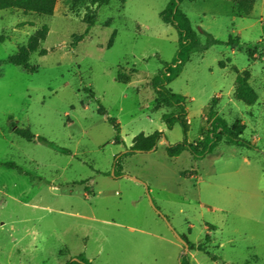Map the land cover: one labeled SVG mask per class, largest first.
<instances>
[{
  "label": "rangeland",
  "instance_id": "obj_1",
  "mask_svg": "<svg viewBox=\"0 0 264 264\" xmlns=\"http://www.w3.org/2000/svg\"><path fill=\"white\" fill-rule=\"evenodd\" d=\"M168 2L57 0L51 16L0 11V264L78 256L180 264L176 235L189 243V264H264V0L248 16L233 0L180 4L203 45L221 41L192 54L169 84L186 97L187 139H203L215 98L221 117L245 125L251 147L221 141L203 157L174 158L166 146L184 134L163 122L176 110L150 84L178 50L177 31L161 18ZM244 72L258 97L251 106L235 96ZM156 131V149L126 154L136 136Z\"/></svg>",
  "mask_w": 264,
  "mask_h": 264
},
{
  "label": "trees",
  "instance_id": "obj_2",
  "mask_svg": "<svg viewBox=\"0 0 264 264\" xmlns=\"http://www.w3.org/2000/svg\"><path fill=\"white\" fill-rule=\"evenodd\" d=\"M57 0H0V11L4 10H22L25 13H35L43 16H51ZM110 0H91L93 4H104ZM184 0H169L166 8L161 14L163 22L175 28L178 34V50L171 63H164V70L154 75L150 81L154 94L159 104L174 108L176 111L162 115L163 122L169 129H172L175 124H179L182 128L184 139L183 141L166 146V153L169 157L174 158L179 156L184 151H189L194 157H203L211 153L221 141L228 145L250 146L251 144L245 141L242 136L245 131V125L241 121H235L229 124L221 117L216 108V99L213 98L209 105L204 109L203 126L200 132L203 139L197 143H190L187 139L189 124L187 121L186 97L174 93L169 84L176 79L184 65L190 60L192 54L206 50L212 45L221 44V41L210 36L206 44H202L199 33L194 29L189 17L181 9L180 4ZM257 0H233L234 8L240 16L250 15L255 7ZM230 46H238L241 43L236 39L230 38L227 42ZM118 81L127 83V80L120 78L122 73L119 71ZM94 96L93 93H90ZM236 98L246 105H254L257 101V94L249 83V73L244 72L238 74L236 78L235 88ZM115 130L119 131V124L112 120ZM210 124L205 132L206 124ZM16 134L26 139L33 141L35 135L29 128L16 129ZM163 137L162 133L156 131L150 135L139 134L133 140L132 146L127 151L128 154L135 152H149L157 148L158 142ZM42 143L49 145L52 148L58 149L53 143L46 138L38 137ZM188 243V242H187ZM189 244V243H188ZM68 264H91L83 256L76 257V260L70 261ZM180 264H189V259L186 255L181 256Z\"/></svg>",
  "mask_w": 264,
  "mask_h": 264
},
{
  "label": "water",
  "instance_id": "obj_3",
  "mask_svg": "<svg viewBox=\"0 0 264 264\" xmlns=\"http://www.w3.org/2000/svg\"><path fill=\"white\" fill-rule=\"evenodd\" d=\"M177 236V238L179 239V241L183 244V246H184V252H183V255L185 254V253H187L188 252V250H189V244L187 243V241L186 240H184L182 237H180L179 235H176Z\"/></svg>",
  "mask_w": 264,
  "mask_h": 264
}]
</instances>
